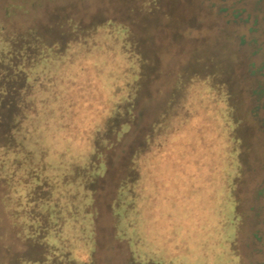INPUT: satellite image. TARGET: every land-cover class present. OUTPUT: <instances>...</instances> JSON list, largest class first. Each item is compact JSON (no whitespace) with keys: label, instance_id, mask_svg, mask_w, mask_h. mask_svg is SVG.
I'll list each match as a JSON object with an SVG mask.
<instances>
[{"label":"rangeland","instance_id":"obj_1","mask_svg":"<svg viewBox=\"0 0 264 264\" xmlns=\"http://www.w3.org/2000/svg\"><path fill=\"white\" fill-rule=\"evenodd\" d=\"M197 1L193 0L188 7L173 2L175 28L167 34L160 15L143 11L153 4L150 0H0V26L16 32L17 37L34 27L38 37L61 40L67 34L68 23H78L85 29L90 23L104 24L105 17L117 14L127 20L149 57L144 82L132 108L136 123L118 145L111 141L116 123L109 121L116 112L115 103L103 96L93 108L81 109L78 102L72 103L76 109L66 117L77 142H72L69 148L65 140L42 139V143H37L41 147L35 149L41 150L44 158L41 163L35 165V156H26L27 151L18 157L0 149V264H21L20 252L27 246L15 239L13 233L29 229L31 216L33 264H264V243L255 239L264 238L263 139L251 137L250 142L258 148L248 156L249 173H253L254 167L253 177L249 174V181L235 189L228 175L224 181L219 180L222 167L214 166L220 161L217 152L230 144L226 133L215 135L220 144L212 160H216L215 164L208 161L199 140H190V133L178 130L191 120L192 126L197 123L214 126L215 121L224 124L223 116L214 108L216 102H221V94L207 89L211 77L204 82L193 76L178 92L172 79L173 73L184 78L187 74L201 73L191 54L199 34L196 29L200 24L193 17L195 6L199 10ZM256 1L246 0L243 6L252 12L261 11V4ZM202 22L203 27H208L207 19L202 18ZM176 31L189 34L183 41L187 43L183 45L184 51L183 43L176 40ZM166 44L171 45L170 50L162 47ZM258 45L264 46L263 33ZM246 58L240 100L244 108L255 110L257 116H250L248 124H244L240 134L244 139L253 123H264V91L260 94L249 89V95L246 92V88L254 87L255 77L264 83L261 78L264 58L260 53ZM153 66L155 71L151 69ZM93 76L95 79L96 75ZM90 83L89 80L85 84L75 83L76 95L80 99L82 96V102L96 99L94 91L85 99V87ZM129 88L127 93L132 97L135 92ZM95 89L99 91V86ZM106 103L108 112L99 114L98 105ZM201 111H206L207 121L194 117ZM130 116H121L122 121H128ZM157 121L159 130L153 135L148 128ZM144 131V136L150 133V137L142 145ZM97 134L107 135L105 147L109 149L103 152L110 158V173L105 179H98L92 193L87 190V181L93 168L88 167L90 160H96L91 142ZM221 156V160L227 157ZM124 158L130 181L120 185ZM52 204L60 211L50 222L44 215ZM19 223L23 228L19 229ZM237 225L243 232L238 239L234 236ZM45 230L50 238L44 240ZM54 238L57 243L53 244ZM50 245H56L58 253L47 251ZM41 254L45 259H41Z\"/></svg>","mask_w":264,"mask_h":264},{"label":"trees","instance_id":"obj_2","mask_svg":"<svg viewBox=\"0 0 264 264\" xmlns=\"http://www.w3.org/2000/svg\"><path fill=\"white\" fill-rule=\"evenodd\" d=\"M150 1L153 4L143 11L160 15V23L164 31L168 32L167 34L175 28V5L184 4L188 7V4L192 5L193 3V0ZM207 1L210 2L206 4L204 0L197 1L199 10H196V6L193 9V17L200 25L196 29L199 34L195 38L196 42L191 54L196 60L194 65L197 64L201 73L190 76L187 74L186 78L173 73L172 79L173 82L175 81V88L178 92L193 79V76L194 78H201L204 82L205 78L211 77L212 80L208 82L207 89L221 94L222 100L216 102L214 108L218 115L223 116L224 124L222 127L215 121L214 126L200 123L192 126L194 122L191 120L190 122L186 121L178 130L181 133H190V140L192 138L199 140L203 147L201 150L208 156V161H212L216 155V150H220L219 141L217 142L216 139L217 134L222 136V133H226L230 144L227 143L225 153L223 150L217 152L218 159H220L218 165L216 160L211 163L214 162L216 164L214 166H218V169L222 167V174L219 173L217 176L219 180L224 181L225 175H228L230 182L236 189L240 183L249 181L250 175L254 173V167H252L253 173H249L248 156L251 151H258V148L255 149L250 142L251 137L259 136L264 141L262 135L264 134L263 122L260 124L253 123L251 131L247 130L246 139L240 135L245 128L244 124L249 122L248 118L257 116L255 110H250L248 106L244 108L243 101L240 100V98L243 99L240 90L244 84L242 72L247 62L246 57L251 59V56L260 53L264 58V46L258 45V38L261 37V33L264 34V30H262L264 29V17L261 16V13H264V5L262 4L264 0H254L261 4V11L255 10L253 12L246 5L243 6V2L246 0ZM236 3H238V7L234 6ZM180 16L182 15L180 14ZM202 18L207 19L206 25L208 27H203ZM102 22L104 24L93 25L90 23L85 29L81 28L78 23H68L66 26L67 34L61 40L45 36L38 37L34 27L32 30H27V34L17 37L16 32H10L4 26H0V149L18 157L24 156L27 151L26 156L29 154L35 156V160H37L35 165L41 163L44 159L40 155L41 150L35 149L41 147L37 143H40L39 141L42 139L44 141L48 139L47 137H51L56 141L65 140L69 148L72 142H77L74 140L75 137L68 124L69 118L66 117L72 109H76V105L72 103L78 102V107L81 109L85 106L93 108L100 99H104L103 96L106 97L107 101L112 98L111 101L115 103L116 112L109 117V121L116 123L117 128L114 127V136L111 141L116 145L122 142L123 137L129 133L131 125L133 127L136 123L132 108L137 102L138 93L144 82V72L147 71L149 57L144 44L138 37H135L125 18L114 14L105 17ZM157 25L160 27L159 24ZM41 27L44 28L45 26L41 25ZM190 29L188 28V32L192 33ZM173 35L172 38L175 37ZM188 35V33L185 35V32L176 31V40L178 38V42L183 43V46L187 44H184L183 41L186 42ZM170 46L162 47L167 51L170 50ZM253 46L255 48L250 50ZM185 49L186 46H183L182 50ZM261 65L264 68V59ZM155 68V66L151 67L154 71ZM154 71L151 72L154 73ZM252 73L251 71L250 77ZM93 75H96L95 79ZM158 75L160 74L158 73ZM83 77L85 82L89 80V83L93 84L90 83L88 87H85L87 89L85 99L91 96L94 91L96 95L94 102L93 100L82 102V96L80 99L76 95L75 83L80 81L81 84H85ZM261 78H264V74L261 75ZM254 83V87L246 88V92L250 89V92L263 93L264 83L262 84L258 77H255ZM98 86L99 91L95 89ZM129 86L135 92L132 97L130 93H127L130 90ZM89 88L93 90L90 91ZM173 96L171 94V98ZM98 106L101 108L99 114L108 112L107 103ZM130 114L129 119L131 121L129 119L122 121L124 116ZM32 117L33 120H31ZM194 117L203 120V122L204 120L207 121L205 118L207 117L206 111L196 112ZM79 124L81 125V121ZM87 125L90 126V124ZM106 125H109L108 122ZM158 126L159 121L148 128L150 133L154 135L159 130ZM55 133L58 134L56 138H54ZM150 133L144 136L145 131L143 132L144 141L142 138V145L146 144L145 139H149ZM106 136V134L103 136L97 134L91 142V149H93L96 160H90L91 164L88 168L93 169L88 173L91 174V176L89 175L91 178L87 181V190L92 193H94V189L91 188L95 186L98 179H105L110 173V158L103 152V149H109L107 146L105 147ZM55 152L56 150H54ZM222 154L227 156L224 160H221ZM129 162H131L130 159ZM129 177L127 158H124L123 173L119 178L120 185L128 184ZM57 211H60L58 206L52 204L51 210L47 211V215L44 216H47L46 218L50 221L53 217H58ZM14 218H16L15 215ZM241 218L239 217V220ZM28 222L27 227L30 225L29 229L22 231L23 225L19 223L18 227L21 231L13 233L15 239L27 246V249L20 252L21 264H33V230L31 229L33 216L29 218ZM239 225H237L234 235L236 239L240 233L243 234ZM45 231L42 236L44 240L50 238L47 230ZM255 239L258 243H264L262 236H257ZM60 242L62 241L59 240ZM54 243H57L56 238L53 239ZM47 251L58 253V248L56 245H50ZM40 257L45 259L43 254Z\"/></svg>","mask_w":264,"mask_h":264}]
</instances>
